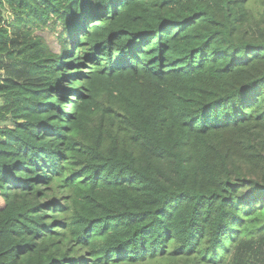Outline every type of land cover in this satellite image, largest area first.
Here are the masks:
<instances>
[{
	"label": "trees",
	"instance_id": "trees-1",
	"mask_svg": "<svg viewBox=\"0 0 264 264\" xmlns=\"http://www.w3.org/2000/svg\"><path fill=\"white\" fill-rule=\"evenodd\" d=\"M0 100V264H264V0H0Z\"/></svg>",
	"mask_w": 264,
	"mask_h": 264
},
{
	"label": "rangeland",
	"instance_id": "rangeland-1",
	"mask_svg": "<svg viewBox=\"0 0 264 264\" xmlns=\"http://www.w3.org/2000/svg\"><path fill=\"white\" fill-rule=\"evenodd\" d=\"M37 34L41 35L44 38V40L49 45L52 52L58 53L60 51V46L56 37V33L54 31L44 29L38 32Z\"/></svg>",
	"mask_w": 264,
	"mask_h": 264
}]
</instances>
